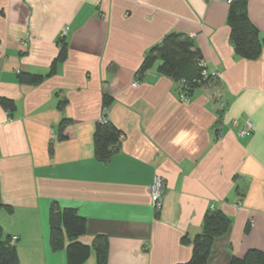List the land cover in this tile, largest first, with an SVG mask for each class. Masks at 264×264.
<instances>
[{
  "label": "crops",
  "instance_id": "1",
  "mask_svg": "<svg viewBox=\"0 0 264 264\" xmlns=\"http://www.w3.org/2000/svg\"><path fill=\"white\" fill-rule=\"evenodd\" d=\"M228 9L221 0H0V98L15 103L11 113L0 104V196L10 208L0 224L17 236L20 264H66L65 251L49 245L53 201L85 217L82 242L106 237L107 264L188 260L213 209L230 225L207 264L264 253V49L255 59L236 54ZM247 14L264 39V0H247ZM170 32L192 37L206 69L219 74L188 101L158 72L159 58L137 73ZM62 44L66 57L49 74ZM20 73L44 79L26 84ZM104 94L112 97L107 108ZM103 117L121 131L107 161L93 153ZM63 118L71 124L59 139ZM245 121L252 131L239 136ZM155 176L163 179L157 210ZM85 264H96L93 250Z\"/></svg>",
  "mask_w": 264,
  "mask_h": 264
},
{
  "label": "trees",
  "instance_id": "2",
  "mask_svg": "<svg viewBox=\"0 0 264 264\" xmlns=\"http://www.w3.org/2000/svg\"><path fill=\"white\" fill-rule=\"evenodd\" d=\"M227 23L230 29V40L237 55L244 59L257 58L264 49V39H260L258 29L247 14V0H233L228 3ZM66 45L62 44L57 56L50 66L49 74L55 71L56 62L66 57ZM160 59L158 72L171 77L177 83V96L184 92L190 98L192 91L204 85L212 77H204L201 51L195 47L192 37L184 32L167 33L160 42L154 45L143 58L137 71L142 76ZM19 80L26 84L40 83L41 74L20 73ZM189 100V99H188ZM112 97L104 94L103 108H107ZM67 100L59 101L62 108ZM0 104L11 113L15 109L13 100L2 97ZM71 120L63 118L58 125V138H67L66 128ZM216 134V133H215ZM121 131L108 119L97 121L93 130V153L97 160L107 161L118 150ZM52 150V149H51ZM10 208L4 205L0 196V211ZM230 218L221 210H210L205 214L200 232L191 239V255L188 260L176 264H207L213 241L226 233ZM49 245L51 250H64L66 264H85L91 250L95 252L96 264H107L108 243L105 236L97 235L92 244L81 241L86 232V219L75 207H63L53 201L48 211ZM187 238L183 237L185 241ZM12 237L5 235L0 224V264H20ZM228 264H264V253L259 249H248L243 256L232 255Z\"/></svg>",
  "mask_w": 264,
  "mask_h": 264
},
{
  "label": "built area",
  "instance_id": "3",
  "mask_svg": "<svg viewBox=\"0 0 264 264\" xmlns=\"http://www.w3.org/2000/svg\"><path fill=\"white\" fill-rule=\"evenodd\" d=\"M225 3H230L233 0H221ZM66 28L64 30L61 31V38L66 34ZM202 65H204V63L202 62ZM205 66V65H204ZM202 75L204 77H212V78H216L219 76L218 72L216 71H212V70H207L206 67L202 70ZM138 81H134L133 85H137ZM179 99L182 101H188V97L186 96V94L184 92H180L179 94ZM223 106V103H220V107ZM232 125H237V120H234L232 122ZM252 131V125L249 121H245L244 123V127L242 129H240L238 131V135L239 136H247L251 133ZM216 136L219 137L220 133H216ZM149 193H150V197H151V203L153 205V207L157 210L161 207V199H162V195H163V179L160 176H155L153 179V182L151 183V185L149 186ZM239 202L235 204V206H239ZM17 239V236H13L12 240L15 241Z\"/></svg>",
  "mask_w": 264,
  "mask_h": 264
},
{
  "label": "rangeland",
  "instance_id": "4",
  "mask_svg": "<svg viewBox=\"0 0 264 264\" xmlns=\"http://www.w3.org/2000/svg\"><path fill=\"white\" fill-rule=\"evenodd\" d=\"M4 213H5L4 211H2V212L0 213V222H2V215H3Z\"/></svg>",
  "mask_w": 264,
  "mask_h": 264
}]
</instances>
